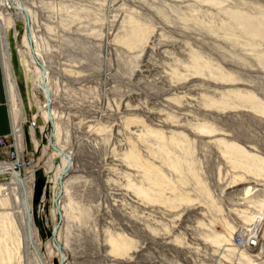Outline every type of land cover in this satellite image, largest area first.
Masks as SVG:
<instances>
[{
    "label": "rangeland",
    "instance_id": "rangeland-1",
    "mask_svg": "<svg viewBox=\"0 0 264 264\" xmlns=\"http://www.w3.org/2000/svg\"><path fill=\"white\" fill-rule=\"evenodd\" d=\"M18 1L40 246L0 220V264H264V0Z\"/></svg>",
    "mask_w": 264,
    "mask_h": 264
},
{
    "label": "bare ground",
    "instance_id": "bare-ground-1",
    "mask_svg": "<svg viewBox=\"0 0 264 264\" xmlns=\"http://www.w3.org/2000/svg\"><path fill=\"white\" fill-rule=\"evenodd\" d=\"M12 3H14L13 4L14 8H17L18 10L17 13L28 12L26 10V7H24V5L20 1H18V4H16L17 0L12 1ZM6 8H7V0H0V46H1L2 54H4V47H5L4 46L5 41L3 40H5V37H7L8 35V32H9L8 28L11 27L12 25L14 27L13 15L9 11H7ZM5 59L6 58L3 56L2 60H3V65L5 67L4 70L6 71V76L8 78L10 69ZM13 86L12 85L10 86L11 88L10 89L11 90V99H10L11 105L10 106H11V117L13 119L11 132H13L16 136H18L19 139H21V136H22L21 116L22 115H21L20 106H19V98ZM37 88L39 90L44 91L41 81ZM45 120H47V116H45ZM59 152H61L62 154L63 150H60ZM58 155L62 159L65 160V163L66 165H68L67 166L68 168L71 162L68 163L67 158H64L59 153ZM67 156L70 157L69 154ZM0 175L7 176L6 182H2V183L0 182V195L2 194L1 193L2 189L6 188L10 190V193L7 196H4V197L1 196L4 199L0 198V206H1L0 209H3V210L10 209V211H0V220L3 222V227H6V228L10 227L12 228V230L14 228V231H15L16 226H18L20 229L19 231L20 236L18 235L19 237L16 234L17 230L14 233L16 234L17 237H14V235L10 234L8 230L6 231V236H9L15 239L14 242H16L17 247L23 246V248L27 252L30 251V249H33L35 253H38L39 246H40V240H39V236L36 232V229L33 223V218H32V213H31L32 200L30 199V197L32 198V194H31V191H29L30 182H32V176L22 175L19 171H16L13 168L12 164H9V163H0ZM10 218H12V220H9ZM254 228L250 227L248 229L247 227L243 226L239 232H241V235L245 233L249 234ZM253 231H254L253 233L255 234L256 230H253ZM248 238L250 239V241L247 238H245L246 246L248 245L249 242L251 243L250 245H252L253 244L252 241L256 239L254 236L252 237L250 236ZM14 250H16V248ZM37 256H35V259L37 260L39 264H42L40 262L39 256L38 257Z\"/></svg>",
    "mask_w": 264,
    "mask_h": 264
},
{
    "label": "built area",
    "instance_id": "built-area-1",
    "mask_svg": "<svg viewBox=\"0 0 264 264\" xmlns=\"http://www.w3.org/2000/svg\"><path fill=\"white\" fill-rule=\"evenodd\" d=\"M12 1L14 0H7V8L13 6L14 3H12ZM14 27L11 28L14 29ZM11 28L9 30H11ZM36 127H38L36 119L29 121V128L35 129ZM21 133V139H19L13 132L9 135L0 136V163L12 164L13 168L16 171H19L22 175L32 176L31 186L33 188L35 173L38 169V157L36 155L37 147L31 149L28 148L24 143L23 132ZM2 176L4 182H6L5 180L7 179V176ZM45 189L46 185L44 186L40 203L45 197ZM2 193L4 196H7L10 193V190L4 188L2 189ZM31 200L33 201V198H31ZM245 240L246 239L243 235H237L236 237V243L241 246H246Z\"/></svg>",
    "mask_w": 264,
    "mask_h": 264
},
{
    "label": "crops",
    "instance_id": "crops-1",
    "mask_svg": "<svg viewBox=\"0 0 264 264\" xmlns=\"http://www.w3.org/2000/svg\"><path fill=\"white\" fill-rule=\"evenodd\" d=\"M14 48H11V59H13L15 71L18 72V77L20 78L18 81H16L18 93L24 92L26 86L25 83L21 78V67L20 62H18V58H15V55L18 53L15 52L14 54ZM17 53V54H16ZM13 57V58H12ZM20 61V58H19ZM3 61H2V54H1V46H0V136L9 135L12 130V125L10 122V115H9V102H10V96H9V90H8V84L7 79L4 74V67H3ZM21 96V95H20Z\"/></svg>",
    "mask_w": 264,
    "mask_h": 264
},
{
    "label": "trees",
    "instance_id": "trees-1",
    "mask_svg": "<svg viewBox=\"0 0 264 264\" xmlns=\"http://www.w3.org/2000/svg\"><path fill=\"white\" fill-rule=\"evenodd\" d=\"M43 182L41 180H37L36 184L34 186V199L37 200L38 196L41 193V188H42Z\"/></svg>",
    "mask_w": 264,
    "mask_h": 264
},
{
    "label": "water",
    "instance_id": "water-1",
    "mask_svg": "<svg viewBox=\"0 0 264 264\" xmlns=\"http://www.w3.org/2000/svg\"><path fill=\"white\" fill-rule=\"evenodd\" d=\"M27 35H28V39L30 40V34H29V33H27Z\"/></svg>",
    "mask_w": 264,
    "mask_h": 264
}]
</instances>
